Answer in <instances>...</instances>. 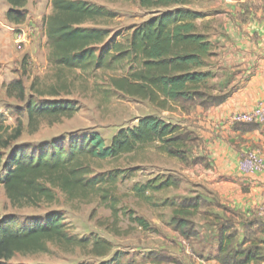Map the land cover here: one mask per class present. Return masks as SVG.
<instances>
[{"label": "trees", "instance_id": "trees-1", "mask_svg": "<svg viewBox=\"0 0 264 264\" xmlns=\"http://www.w3.org/2000/svg\"><path fill=\"white\" fill-rule=\"evenodd\" d=\"M194 1L138 0L141 8L154 10V13L132 27L123 44L99 27L109 17L102 7L88 0H49L51 11L41 18L50 50L49 60L60 70L80 71L112 69L127 60L131 68L129 76L111 80V84L128 97L146 100L160 108H165L169 102H191L203 107L220 105L227 95L211 96L201 91L209 78L204 69L207 58L213 54V46L205 35L196 31L194 22L200 17L199 13L186 8ZM5 3L8 6L4 13L6 22L22 25L27 18V0H5ZM160 9L165 10L158 11ZM6 93L25 101L21 80L8 84ZM75 111L72 102L55 99H28L24 108L29 132H36L45 121L52 124L70 119ZM22 132L20 120L16 126L0 121V186L13 207L52 203L57 193L70 200L97 194L98 185L106 183V178L93 176L92 161L118 159L153 143L159 145L162 153L183 165L199 163L198 159L189 161L187 156V148L196 137L180 125L153 116L138 119L133 127L118 129L108 143L99 134L92 133L68 136L67 140L53 139L31 149L16 146L9 154H3ZM175 185L176 182L167 177L155 189ZM202 202L205 201L199 197L183 200L173 212V231L185 240L197 237L194 224L187 217L199 215ZM213 204L229 214L230 219L212 223L216 228L217 247L211 258L219 264H249L263 260L264 239L257 236L264 234V224L256 219L241 220L243 236L238 239L233 219L240 215L217 202ZM201 216L210 217L207 211ZM133 221L143 230L149 227L142 218H133ZM10 222V219L0 222V264H10L15 255L44 253L48 251V244L63 251L90 247V253L101 257L111 250L109 242L100 238L89 240L71 235L57 212L47 213L42 222L21 226L10 225ZM122 262V254L116 251L111 258L98 264Z\"/></svg>", "mask_w": 264, "mask_h": 264}, {"label": "rangeland", "instance_id": "rangeland-1", "mask_svg": "<svg viewBox=\"0 0 264 264\" xmlns=\"http://www.w3.org/2000/svg\"><path fill=\"white\" fill-rule=\"evenodd\" d=\"M88 2L108 12L109 17L99 27L123 44L131 28L154 13V10L141 8L138 0ZM7 8L5 0H0V121L16 126L20 120L23 132L9 149L3 150V154H9L16 146L31 149L53 139L67 140L68 136L92 133L99 134L108 143L118 129L133 127L142 117L153 116L169 122L178 118L180 103L173 104L169 111H163L146 100L128 97L112 86L111 80H123L129 76L131 68L127 60L112 69L80 71L56 68L49 60L50 50L41 22V18L51 11L49 0H27V18L19 26L6 22L4 13ZM15 80H21L23 84L25 101L6 93V86ZM217 83L208 80L203 88L207 93L218 91L222 94ZM28 99L66 100L75 105L76 111L70 119L52 124L45 121L36 132H29L24 113ZM91 169L93 176L105 177L106 183L99 184L97 194L86 199L70 200L57 193L52 203L13 207L0 186V222L10 219V225H27L42 222L47 213L57 212L71 235L89 240L97 237L109 242L111 250L107 255L96 256L90 253V247L63 251L48 244V251L15 255L10 264H98L111 258L116 251L123 256L122 264H191L193 258L202 253L209 257L212 251L206 249L201 253L200 244L206 246L207 240L201 241L198 237L191 241V247H186V240L173 231L171 219L178 204L196 197L205 201L201 203L199 215L187 217L198 232L201 221L212 225L215 221L230 219L214 206V195L205 187L189 183L182 175L183 164L162 153L157 143L118 159L92 161ZM111 177L113 179H108ZM167 177L177 185L156 190L155 187ZM206 211L210 217L203 218L201 214ZM133 218L145 220L148 229H141Z\"/></svg>", "mask_w": 264, "mask_h": 264}, {"label": "crops", "instance_id": "crops-1", "mask_svg": "<svg viewBox=\"0 0 264 264\" xmlns=\"http://www.w3.org/2000/svg\"><path fill=\"white\" fill-rule=\"evenodd\" d=\"M186 8L200 15L194 22L196 31L205 35L213 46L204 71L209 73L208 80L219 82L217 85L223 92L207 93L203 88L201 91L227 98L222 104L210 107L169 102L165 108H159L169 111L173 104L182 105L178 118L166 122L180 125L196 137L187 148V156L189 161L199 160L196 164L183 165L182 175L189 183L205 187L219 205L240 215L235 217L234 225L241 239V220L256 219L264 224L261 211L264 171L244 174L238 166L250 150L264 160V127L232 125L228 118L264 103V0H195ZM199 227L198 239L207 240V247L200 244V252L207 249L212 255L217 247L216 228L203 221ZM258 237L262 240L264 234ZM193 240L187 239L186 247H191ZM211 255L205 257L202 253L191 264H219ZM249 264H264V259Z\"/></svg>", "mask_w": 264, "mask_h": 264}, {"label": "built area", "instance_id": "built-area-1", "mask_svg": "<svg viewBox=\"0 0 264 264\" xmlns=\"http://www.w3.org/2000/svg\"><path fill=\"white\" fill-rule=\"evenodd\" d=\"M232 125H260L264 127V103L258 104L248 112L234 113L228 118ZM239 169L242 173L264 171V160L256 151H247L239 161ZM264 212V206L261 208Z\"/></svg>", "mask_w": 264, "mask_h": 264}]
</instances>
